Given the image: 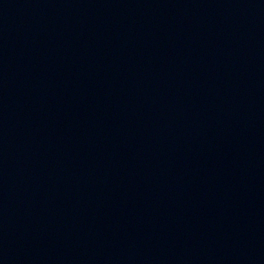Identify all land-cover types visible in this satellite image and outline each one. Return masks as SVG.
<instances>
[{
	"label": "water",
	"instance_id": "1",
	"mask_svg": "<svg viewBox=\"0 0 264 264\" xmlns=\"http://www.w3.org/2000/svg\"><path fill=\"white\" fill-rule=\"evenodd\" d=\"M0 264H264V0H0Z\"/></svg>",
	"mask_w": 264,
	"mask_h": 264
}]
</instances>
